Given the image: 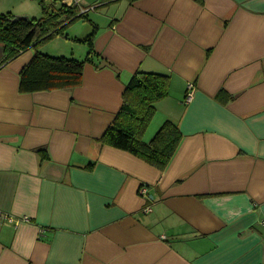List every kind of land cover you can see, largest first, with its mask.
Returning a JSON list of instances; mask_svg holds the SVG:
<instances>
[{
  "label": "crops",
  "instance_id": "obj_1",
  "mask_svg": "<svg viewBox=\"0 0 264 264\" xmlns=\"http://www.w3.org/2000/svg\"><path fill=\"white\" fill-rule=\"evenodd\" d=\"M103 2L80 86L20 93L33 49L0 67V212L30 219L0 264H264V0ZM69 38L39 50L83 59ZM139 70L169 76L142 137L178 126L163 170L101 143Z\"/></svg>",
  "mask_w": 264,
  "mask_h": 264
},
{
  "label": "trees",
  "instance_id": "obj_2",
  "mask_svg": "<svg viewBox=\"0 0 264 264\" xmlns=\"http://www.w3.org/2000/svg\"><path fill=\"white\" fill-rule=\"evenodd\" d=\"M57 2L49 1L47 8L43 4V16L39 19L30 20L15 16L11 12L0 14V44L3 53L0 67L26 50H34L31 60L19 72L20 93L74 89L82 82L85 64L92 62L93 40L97 30L94 24L86 36L69 38L87 46L88 52L83 59L51 55L39 50L43 44L55 37L67 38L68 27L87 16L76 7L62 4L56 11H49L48 8H54ZM168 93V75L136 71L126 84L122 106L114 121L105 129L101 143L128 152L163 170L180 142L178 126L166 120L149 141L142 137L155 114L156 103L167 97Z\"/></svg>",
  "mask_w": 264,
  "mask_h": 264
},
{
  "label": "rangeland",
  "instance_id": "obj_3",
  "mask_svg": "<svg viewBox=\"0 0 264 264\" xmlns=\"http://www.w3.org/2000/svg\"><path fill=\"white\" fill-rule=\"evenodd\" d=\"M96 1L100 0H82V4L84 7H88L92 4H96L94 3ZM43 4L47 8L48 4L50 3L49 1L43 2L42 0H0V14L11 12L15 16L25 17L30 20L39 19L43 16ZM60 5L61 4L57 2L54 4V8L49 7L48 9L49 11H56L57 9H59ZM96 12L103 14L104 10L102 8L96 10L88 9L86 12L87 17L80 18L79 20L74 22L70 28L68 27V31L66 30V32L68 33L67 35L71 38L74 36L77 38L86 36L90 32V26L87 22V18L89 20H94V15L96 14ZM72 45H74L75 47H79L84 44L72 42Z\"/></svg>",
  "mask_w": 264,
  "mask_h": 264
},
{
  "label": "built area",
  "instance_id": "obj_4",
  "mask_svg": "<svg viewBox=\"0 0 264 264\" xmlns=\"http://www.w3.org/2000/svg\"><path fill=\"white\" fill-rule=\"evenodd\" d=\"M43 1H51V0H43ZM60 4L67 6V7H76L78 8V10L80 11V13H85L86 10L80 5V0H57ZM195 93V85L193 83H189L187 85V90H186V94H185V98H184V103L188 104L191 102V100L193 99ZM139 193L143 196L146 197L149 200H152V197L149 196L148 193V188L141 186L139 188ZM145 212H150L151 208L150 207H146ZM30 219L28 217H23L19 220H16L14 218L13 215L7 214V213H2L0 212V223L2 222H7L10 224H14L15 226H18L21 222H29Z\"/></svg>",
  "mask_w": 264,
  "mask_h": 264
}]
</instances>
